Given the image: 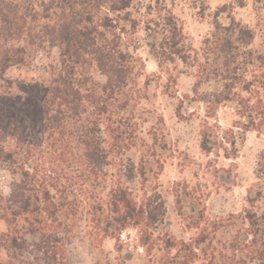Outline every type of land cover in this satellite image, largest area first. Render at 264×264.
Returning <instances> with one entry per match:
<instances>
[{
  "label": "trees",
  "instance_id": "16d2710c",
  "mask_svg": "<svg viewBox=\"0 0 264 264\" xmlns=\"http://www.w3.org/2000/svg\"><path fill=\"white\" fill-rule=\"evenodd\" d=\"M243 7L246 0H233ZM134 0H0V171L11 178L8 195L0 194V264H75L69 258L73 240L99 243L114 239L127 264L121 235L140 232L146 253L141 264H264V154L259 182L241 216L233 217L236 234L213 245L207 231L186 242L162 240L154 230L163 225L165 204L154 192L139 203L121 177L135 170L123 167L115 175L107 167L111 156L103 128L112 102L122 94L133 57L124 50V22L138 26L130 9ZM215 13L214 32L200 48L187 41L171 12L148 24L149 47L162 64L177 62L196 77V100L206 108L201 149L236 156L248 131H264V51L251 49L253 31L227 14ZM59 50V67L51 64L48 78L12 77L9 72L32 66L41 53ZM98 71L104 84L93 77ZM237 120L225 130L216 119L222 108ZM114 139L118 136L113 133ZM216 230L214 233L216 234Z\"/></svg>",
  "mask_w": 264,
  "mask_h": 264
},
{
  "label": "rangeland",
  "instance_id": "374dc122",
  "mask_svg": "<svg viewBox=\"0 0 264 264\" xmlns=\"http://www.w3.org/2000/svg\"><path fill=\"white\" fill-rule=\"evenodd\" d=\"M227 6L219 21L228 24V13L237 22L254 33L251 49L264 51V0H246L243 7L233 0H134L130 9L136 28L124 22L122 35L124 50L133 57L134 70L122 94L112 102V112L104 123L110 152V174L117 175L123 167L143 169L141 177L135 170L132 179L121 177L136 201L141 203L146 194L157 192L165 204L163 225L154 230L162 240L190 242L207 231L213 245L231 240L236 227H231L233 217L244 214L248 198L259 182V164L264 154V131L251 130L239 143L236 156L227 158L224 151L216 149L206 153L201 149V134L206 118V108L196 100V77L182 63L160 64L153 55L147 32L148 24L171 12L182 28L187 41L200 48L203 40L215 29V13ZM59 50L49 54L41 52L32 66L20 67L9 72L12 77L35 79L48 78L51 64L59 67ZM96 82L104 84L106 77L93 71ZM237 117L229 108H222L216 119L223 129H230ZM111 129L117 139L112 138ZM11 178L0 171V194L8 195ZM216 234L214 230H216ZM7 227L0 220V235ZM121 240L134 254L127 264H141L146 260L140 243V232L126 229ZM116 241L106 238L93 243L87 238L75 239L69 246V258L75 264H119L124 252L117 251ZM195 264H204V253L198 252ZM6 252L0 250V260H6Z\"/></svg>",
  "mask_w": 264,
  "mask_h": 264
}]
</instances>
